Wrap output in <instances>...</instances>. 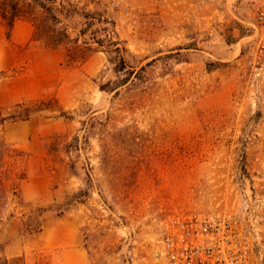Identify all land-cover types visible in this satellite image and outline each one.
Wrapping results in <instances>:
<instances>
[{
    "label": "rangeland",
    "instance_id": "obj_1",
    "mask_svg": "<svg viewBox=\"0 0 264 264\" xmlns=\"http://www.w3.org/2000/svg\"><path fill=\"white\" fill-rule=\"evenodd\" d=\"M56 1L26 5L11 31L0 19V152L18 155L0 158L6 254L166 264L178 221L222 213L250 227L264 264V79L250 38L263 0ZM29 19H43L38 40ZM38 213L43 230L22 235Z\"/></svg>",
    "mask_w": 264,
    "mask_h": 264
},
{
    "label": "built area",
    "instance_id": "obj_2",
    "mask_svg": "<svg viewBox=\"0 0 264 264\" xmlns=\"http://www.w3.org/2000/svg\"><path fill=\"white\" fill-rule=\"evenodd\" d=\"M251 27L252 70L260 80L264 79V0ZM177 224L159 255L166 264H263L250 227L236 215L195 213Z\"/></svg>",
    "mask_w": 264,
    "mask_h": 264
},
{
    "label": "trees",
    "instance_id": "obj_3",
    "mask_svg": "<svg viewBox=\"0 0 264 264\" xmlns=\"http://www.w3.org/2000/svg\"><path fill=\"white\" fill-rule=\"evenodd\" d=\"M57 1L54 0L52 3V6H50V3H46L43 0H0V19L2 22H4L9 31H11L16 22L19 21L20 19L26 18L28 19L29 17L27 16H23L18 14L19 11H21L26 5L28 6V8H33V6H36L37 8H39L40 10H44V11H54V9H56V3ZM31 20V22L35 25V33H34V37L35 40H38L36 38H38L39 33L42 30V23H43V19H29ZM52 21L54 23H59V17H57L56 15L53 16ZM2 151L0 152V158H6L8 156L14 158L15 156L18 157V155L15 153L17 151H13L12 149H10L6 143L2 144ZM4 154H3V153ZM3 168V166H0V207L2 204V201L5 199L6 197V191H7V186L5 185V181L3 178V174L1 169ZM21 180L24 179V177H19ZM17 189L15 192V195L19 197V193H17ZM42 213H38L35 215H32L31 217H29V219L25 222H23L21 228H20V233L22 235H27V234H34V233H38L41 232L43 230V225H42ZM2 216L0 213V227L2 225ZM6 246L2 245L0 243V264H26L25 263V259L23 257H19V258H9L6 253Z\"/></svg>",
    "mask_w": 264,
    "mask_h": 264
},
{
    "label": "crops",
    "instance_id": "obj_4",
    "mask_svg": "<svg viewBox=\"0 0 264 264\" xmlns=\"http://www.w3.org/2000/svg\"><path fill=\"white\" fill-rule=\"evenodd\" d=\"M5 253H6V250H5ZM23 255L24 254L22 253V254L17 255V256H23ZM70 255H74L77 257L75 264H85L86 255L81 249H75V250H70V251L65 252V264H72L73 261H70ZM9 258H11V257H9ZM73 264H74V262H73Z\"/></svg>",
    "mask_w": 264,
    "mask_h": 264
}]
</instances>
